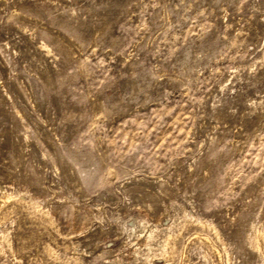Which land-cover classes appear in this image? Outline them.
<instances>
[{"label": "rangeland", "instance_id": "obj_1", "mask_svg": "<svg viewBox=\"0 0 264 264\" xmlns=\"http://www.w3.org/2000/svg\"><path fill=\"white\" fill-rule=\"evenodd\" d=\"M0 264H264V0H0Z\"/></svg>", "mask_w": 264, "mask_h": 264}, {"label": "bare ground", "instance_id": "obj_2", "mask_svg": "<svg viewBox=\"0 0 264 264\" xmlns=\"http://www.w3.org/2000/svg\"><path fill=\"white\" fill-rule=\"evenodd\" d=\"M165 247V246H164ZM165 249V248H164Z\"/></svg>", "mask_w": 264, "mask_h": 264}]
</instances>
